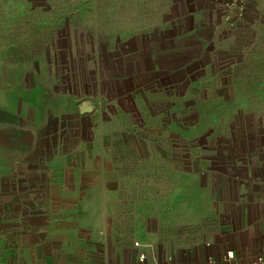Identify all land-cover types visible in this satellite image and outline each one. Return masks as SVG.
Listing matches in <instances>:
<instances>
[{"label":"crops","instance_id":"obj_1","mask_svg":"<svg viewBox=\"0 0 264 264\" xmlns=\"http://www.w3.org/2000/svg\"><path fill=\"white\" fill-rule=\"evenodd\" d=\"M224 2L156 0L146 9L156 16L138 15L142 30L118 33L119 45L116 32L104 52V39L59 38L0 79V262L264 259V0ZM184 7L196 21L183 22ZM178 73L188 109L217 108L214 137L177 121Z\"/></svg>","mask_w":264,"mask_h":264},{"label":"rangeland","instance_id":"obj_2","mask_svg":"<svg viewBox=\"0 0 264 264\" xmlns=\"http://www.w3.org/2000/svg\"><path fill=\"white\" fill-rule=\"evenodd\" d=\"M155 1L129 0L130 5L126 9V7L121 6L120 0L116 2H112V0H0V79L6 82L14 81L18 77L20 68L22 69L26 63L30 66L33 60L38 59L40 61L42 55H49L51 48L52 51H56L59 38H66V41L72 42L80 37L81 42L89 46L93 37L104 39L100 42V52H104L109 45V42L107 44L105 41L111 39L109 37L112 35L111 32H116V34L114 33L116 36L113 35V37H116L114 45L115 43L119 45V36L124 35L122 32L136 35L137 32L142 30V28L137 27L138 22H140L137 18L138 15L152 14L151 18L156 16V12L146 10L152 8ZM124 3L126 4V0ZM139 6L143 7L145 13L139 12ZM166 7V5L162 6L163 9H166ZM182 11L184 13H181L180 17L183 22L185 23L187 20L190 22L192 18L187 16L186 8L184 7ZM194 13L196 15L193 14V17L196 19H198V14L203 15L198 10ZM126 16H128V21L125 20ZM202 19L201 17L200 21ZM192 20L196 21L195 19ZM143 29L149 30L147 28ZM184 30V28L181 31L178 30L180 37H183ZM162 31V38L170 37L167 29ZM192 31L194 33L196 29H192ZM196 41L194 44L197 43ZM66 44L69 46L67 42ZM83 48L85 46H82V50ZM177 58V65L183 66L185 62L184 55H177ZM197 63L200 67L199 59ZM176 79L179 83L178 89H180L176 92L179 99L177 100V121H180L183 127H191L193 130L197 129L214 137L222 127V125L216 124L217 108L205 107L201 109L198 106V108H192V110L188 109L185 106L188 102L185 99L184 74L178 73ZM168 83H170L168 78L161 82L165 86ZM219 110L223 111L222 109ZM223 127L227 129L228 125L226 124ZM194 142L199 146L202 144L207 146L217 144V140L214 138L210 140L198 139ZM162 143L167 144L168 142L163 140ZM215 149V147L212 149L207 147L203 152L209 158V165L215 163L213 161ZM148 175L151 179L154 174H146V178H148ZM156 176L155 173V179ZM159 176L162 183L169 179L167 171L160 172Z\"/></svg>","mask_w":264,"mask_h":264},{"label":"built area","instance_id":"obj_3","mask_svg":"<svg viewBox=\"0 0 264 264\" xmlns=\"http://www.w3.org/2000/svg\"><path fill=\"white\" fill-rule=\"evenodd\" d=\"M245 1L246 0H225L224 6H225L226 9H231L233 7H242V4ZM226 257L227 258H231L232 254L230 252H227ZM0 264H4V263L0 262ZM255 264H264V259L263 260H258Z\"/></svg>","mask_w":264,"mask_h":264},{"label":"water","instance_id":"obj_4","mask_svg":"<svg viewBox=\"0 0 264 264\" xmlns=\"http://www.w3.org/2000/svg\"><path fill=\"white\" fill-rule=\"evenodd\" d=\"M88 110H90L89 102H87V101L86 102H83L82 105L79 108V111L81 113H83V112L88 111Z\"/></svg>","mask_w":264,"mask_h":264}]
</instances>
